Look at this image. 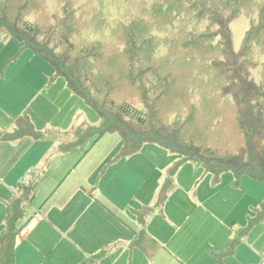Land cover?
Listing matches in <instances>:
<instances>
[{
  "label": "trees",
  "instance_id": "obj_1",
  "mask_svg": "<svg viewBox=\"0 0 264 264\" xmlns=\"http://www.w3.org/2000/svg\"><path fill=\"white\" fill-rule=\"evenodd\" d=\"M112 2L0 0V29L18 45L17 54L29 50L44 60L53 68L55 76L65 79L69 88L100 119V127H87V131L80 133L75 140L61 144L60 151L69 153L93 137L99 139L106 134H119L124 146L120 159L136 155L146 145H155L177 155L181 164L198 163L205 173L215 178L231 172L264 183V117L262 114L256 115L254 111L257 110L251 107L254 102L258 103V99L250 100L246 90L238 91L235 88L238 79L230 82L228 77L229 74L233 75V68L241 73L233 63H228L229 55L239 59L249 49L253 60L256 50L264 47V10H257L258 20L251 21L245 35L240 52L244 53L237 54L233 48L231 25L238 17L240 7L246 4L245 0H233V4L231 0L228 4L221 0H150V4L125 0L127 4L123 13L127 16L124 21L127 27L133 24L132 15L138 14L140 31L136 34L126 30L125 26L112 27L107 23L111 12L117 10ZM146 4L150 6V14L145 11ZM143 14L149 16L142 19ZM36 26L40 29L34 32ZM43 32L50 37L46 38ZM66 46L85 52L76 57L71 65L75 70L86 68L89 80L78 83L79 79L69 66H61V63L58 66L57 62L61 59L58 56ZM192 47L197 51L208 48L221 50L222 56L209 62V66L215 69L214 73L221 77L219 90L212 95L222 96L228 103L227 107L234 110L238 130L234 149L229 144L220 145L218 137L214 136L215 130L210 132L213 128L206 124V115L212 114L215 108L194 110L190 105V91L195 102H200L204 93L208 92L201 82L195 83V89H190V84L181 83L179 71L176 70L181 64L176 50H191L195 54L197 51ZM16 55L7 61L15 60ZM197 56L200 54L197 53ZM224 63L228 64V68H223V72L220 68ZM192 74L193 71L186 67L181 70L186 83ZM132 82L134 87L127 85ZM263 94L258 98L264 105ZM103 96L105 100L100 103L99 98ZM249 114H252L250 124ZM134 116L144 130L131 126L129 121ZM20 121L25 122L27 127H20ZM15 125L12 133H0V142H15L26 137L41 140L46 136L36 131L27 118L16 119ZM243 142L246 144L245 151L240 154ZM36 184L21 187L27 196L31 193L28 201L37 194ZM165 195L160 198V205ZM23 202L13 199L7 205L5 229L0 235V264H16V239L20 232L17 222L23 215ZM135 244L142 245L149 257L160 248L144 233L137 237ZM239 244V239L232 241L225 255L233 254Z\"/></svg>",
  "mask_w": 264,
  "mask_h": 264
},
{
  "label": "rangeland",
  "instance_id": "obj_2",
  "mask_svg": "<svg viewBox=\"0 0 264 264\" xmlns=\"http://www.w3.org/2000/svg\"><path fill=\"white\" fill-rule=\"evenodd\" d=\"M112 1H114L112 3L116 4L117 10L111 12L110 16L107 18V23L112 27L125 26L124 28H126V30H131L134 34L139 32L140 23L138 20L139 18L137 19L138 14L132 15L134 18L133 24L127 27L124 23L125 17L127 16L125 12L123 13L124 6H126L127 3H125V0ZM132 1L137 3L146 1V3L150 4V0ZM221 1L226 4L230 3V0ZM245 1L246 4L240 7L238 17L234 19L231 25L233 48L237 54L242 51L245 35L252 24L251 21L258 20L257 10H264V0ZM231 4H233V0H231ZM118 6L121 8L120 12L118 11ZM145 11L148 14L151 13L150 6L147 4L145 6ZM131 12L133 11L131 10ZM148 14H143L142 19H146L149 16ZM48 26H50V24ZM38 29L40 28L36 26L33 31L36 32ZM43 34L45 35V32H43ZM45 36L46 38L50 37L48 34ZM7 41L15 46H12L9 55V57L12 58L17 54L16 47H18V45L13 42L11 37L7 36ZM192 48L196 49L195 47ZM62 52L63 53H60V56H58L61 58L60 61H58L59 63L57 62L58 66L60 63L61 66L62 64L69 66L70 70L79 79L78 83L85 82L87 79L89 80L88 70L86 68L82 69L85 70L83 73L82 70H75L71 65V62L75 60L76 57L85 54V52L80 50V48L68 46L63 48ZM163 52L164 50L161 51L162 54H164ZM175 53L179 55L181 60V64L176 67V70H178L180 74L179 78H181V83L188 84L187 86L190 84L191 86L189 88L191 89L193 87V89H195V83L201 82L209 92V94L208 92H206V94L204 93V98H202L200 102H195L194 97L191 98L192 92L190 91V105L194 110H198L199 108L212 110L215 108L212 114L208 112L209 114L206 115V117H208V121L206 120L207 126L213 128L210 132L215 130L214 136L218 137L217 141L220 145L229 144L231 149L236 148L238 130L235 125L234 110L232 107H227L228 103L222 96L212 95L219 90L221 77L214 73L215 69L209 66V62L219 59V56H222L221 50L219 48H208L206 50H199L194 54L191 50H185L183 52L178 49ZM197 53L200 54V56H197ZM251 54V50L248 49L247 52L244 53V57L239 59H234L233 55H229L228 63H233L232 65L238 67L241 73H238L236 69L233 68V75L229 74L228 77L230 82L233 79H238V85L235 88L238 91L246 90L250 100L254 99V101H256L258 99V103L254 102V105L251 107L253 110H257L254 111L256 115L262 114L264 117V105L262 104V100L258 98L261 93H264V88H262V84H264V47L256 50V56L253 60ZM22 55L20 52L16 56L19 57ZM18 57L9 62L5 61V63L0 65V86L5 84L6 81L9 86L16 78H27L26 75H13L14 67L18 61H24L23 57H19L20 59H18ZM37 60L41 61V63L49 68V64L42 62L40 58ZM1 62L2 58L0 57V64ZM116 63L117 62H115V64ZM225 63L221 64L220 68L223 72L224 69L228 68V64ZM125 64H127L126 61ZM121 65L123 66V64ZM9 66H11V75H9L7 71ZM183 67H186L189 71H193L187 83L184 82V76L181 75ZM113 72H115V70H113ZM41 84L42 80L37 77L34 85L39 87ZM132 84L133 82L127 85L131 86ZM132 87H134V85H132ZM25 91L26 90L22 91V93L25 94ZM38 91H40V88ZM247 94L245 93V96ZM0 95H2V92H0ZM33 97V93L28 91L27 100L29 104L33 100ZM38 97L39 96H37V98ZM7 99L8 101L12 99L10 107L13 114L21 112L19 115L15 116L17 121L27 118L34 125L36 131L46 135L47 131L45 129V124L40 120L38 123L31 121L28 115L24 113L29 109L28 105L25 102H18L15 100V94L9 89H7ZM99 100L100 103H102L105 97L103 96V98H99ZM45 101L47 102V107L43 108V111L45 116L51 120L52 112L55 110V107H51L49 102L47 100ZM108 101H110L109 98ZM143 107H145L144 104ZM143 107H141V110ZM138 113L141 116L140 112ZM251 116L252 114L248 116L249 124ZM83 117L86 121L85 124L76 125L69 134L64 136L54 134V138H58L59 141H61L60 143L65 144L75 140L80 133H85L87 127H100V119L91 108L85 111ZM16 119L12 124L13 130L16 128ZM129 123L138 130H144L142 126L138 124V119L135 116L130 119ZM19 126L22 128L27 127L23 121H20ZM146 127H150V125ZM22 140L27 141L26 143L28 144L26 145L29 146L18 148L14 154L9 150L7 152L4 151L5 149L0 151V157L6 155L5 158L7 161V175L2 172V167L0 166V235L5 229L4 218L7 205L19 194V186L17 183L12 185V187L9 186L7 181L14 182L19 174H24V177H27L22 179L26 182L34 176L40 178L38 194L35 199L28 201L27 197H30L31 193L27 196L25 190H21L18 196L20 200L24 201L22 204L23 215L17 222V229L20 230L16 239V253L18 251L19 264H78L83 258L81 257L79 261L73 262L75 258H78L76 253L60 250L57 245L59 240L58 232L51 229L46 223H54L58 220H62L68 223L69 226L77 224L79 229L76 233L82 239L80 247L85 249L87 246L94 243V235L88 231L89 228L83 227V224L92 223L94 225L107 221L117 225H128L129 222H133L128 217V214L114 209L112 206L115 204L114 202L118 204L116 206H127L129 213L138 220L141 210L147 206L152 198L154 189L158 186L160 175H162L166 166H168L167 169L171 166L168 159H173L172 162L178 160L177 155L165 149L163 150L159 148V146L148 145L144 146L134 157L120 159L119 156L124 147L121 137L119 134H106L99 139L93 137L87 140L82 145L73 148L71 152L60 156V158H52L51 164L44 168V165H42V167L36 165L34 159L36 157L33 155V149L30 146L37 142L32 138H24ZM257 140L258 137L256 136V141ZM14 143L15 142L7 145L14 148ZM243 144V148L239 151L240 154L245 151L244 148L246 144L245 142H243ZM152 154H155V156ZM161 158H164V160L166 158L165 168H161L159 164ZM1 160H4V156L1 157ZM118 161H120V163ZM112 162L118 163L112 165ZM27 170H31L32 174H27ZM179 174L180 180L176 185L180 190L184 191L187 195L190 192L191 196L196 192V196L204 202V208L216 213V215L225 221L229 227H231L233 223H239L244 219L246 214L245 210H250L251 208L253 210L254 208L264 206V183L258 182L249 176H237L234 175V173L227 172L220 177L219 182L214 183L213 178L208 174H204L201 168L196 169L195 164H190V166H187V164L183 165ZM121 175L126 176L129 182V184H125L123 197L116 198V195L108 190H106L105 194L101 193V185H106L110 190L117 192L118 179ZM32 183H34V181L31 183L29 182L28 185H20V187L25 188ZM219 185L221 186L218 187ZM11 187L14 189V192L7 194L8 189L10 190ZM104 196L109 199V202L105 200ZM109 196H113L114 202ZM18 197L15 199L18 200ZM182 205H191V203L179 197H176L172 203V207ZM225 216H227L226 219ZM100 235V229L98 228L95 231V237H100ZM259 235L260 233H257V239H259ZM258 245H260L258 240H254V243L250 245L251 254L253 256ZM19 252H21L20 255ZM88 263L89 261H82L79 264ZM172 264L176 263L172 261Z\"/></svg>",
  "mask_w": 264,
  "mask_h": 264
},
{
  "label": "crops",
  "instance_id": "obj_3",
  "mask_svg": "<svg viewBox=\"0 0 264 264\" xmlns=\"http://www.w3.org/2000/svg\"><path fill=\"white\" fill-rule=\"evenodd\" d=\"M7 36L3 30H0V57L2 58L0 65L10 58L9 55L12 46H14L7 41ZM16 48L18 49V47ZM21 55L19 57H23L24 61H18L14 67L13 75H26L27 78H16L9 86L7 81L0 86V92H2V95H0V133H12L14 131L12 124L16 119L15 116L21 113L13 114L10 107L12 99L9 101L7 99V89H9L15 94V100L25 102L28 105L29 109L23 112L28 115L31 121L38 123L40 120L45 124L46 136L41 140L33 139L37 143L30 146L33 149V155L36 157L34 158L36 165L38 167L44 165V168H46L51 164L52 158H60V156L67 154L60 151L63 143H60L61 141L54 138L53 135H67L76 125L85 124L86 121L83 119V115L89 107L69 88L65 79L55 76V72L50 65L49 68L46 67L41 61L37 60L39 57L29 50L23 51ZM19 57L18 59H20ZM42 62L45 61L42 60ZM7 71L11 75V66L8 67ZM37 77L42 80L39 87L34 85ZM39 88L40 91H38ZM24 90H26L25 94L22 93ZM28 91H31L34 95L30 104L27 100ZM37 96L39 97L37 98ZM45 100L49 102L51 107H55L51 120L45 116L43 111V108L47 107ZM26 142L22 139L15 141L14 148L7 145L13 144V142H0V151L5 149L4 151L9 150L14 154L18 148L29 146L26 145L28 144ZM152 155L155 156V154ZM2 156H4V160H1ZM2 156L0 157V166L2 172L7 175L6 155ZM131 157H134V155ZM172 160L168 159L171 165L168 168L169 170L167 169L168 166L165 168L166 158L165 160L161 158L159 161L161 168H165L163 173H166L160 175L158 186L154 189L147 206L141 210L138 220L129 213L127 206H116L118 204L113 201V196H109L115 203L112 205L114 209L128 214L133 222H129L128 225H117L107 221L94 225L92 223L83 224V227L89 228L88 231L94 235V243L85 249L80 247L82 239L76 233L79 229L77 224L69 226L68 223L62 220L46 223L47 226L58 232L57 245L60 250L76 253L78 258H75L73 262L79 261L82 257L83 260L79 261L78 264L82 261H89L88 264H172V261L176 264H261V254L264 252V206L253 210L252 208L245 210L244 219L239 223H233L229 227L216 213L204 208V202L196 196V192L192 196L190 192L187 195L176 185L180 180L179 173L183 165L195 164L196 169L201 168L203 170V168L196 162L181 164L179 157L176 162L174 161L175 163ZM118 162L120 163V161ZM118 162H112L111 164L114 165ZM27 171V174H32L31 170ZM204 174L208 173L204 172ZM208 175L213 178L214 183L219 182L222 176L215 178L211 174ZM23 178L27 177H24V174H19L14 182L7 181L9 186L17 183L19 186L18 196L22 190L20 182L23 181ZM33 181L34 183L37 182L38 194L40 178L34 176L28 179V184ZM125 184H129V182L126 176L121 175L118 179L117 192L110 190L106 185H101V193L105 194L108 190L114 193L116 198L123 197ZM12 187L10 190L8 189L7 194L14 192ZM163 195H165V200L160 205L159 201ZM176 197L189 201L191 205L172 207ZM104 198L109 202L107 197L104 196ZM226 218L227 216H225ZM98 228L101 235L95 237V231ZM141 233L154 240L160 247L152 257L147 255L142 245L135 244ZM257 233H260L259 239H257ZM235 239H239L240 244L233 254L226 256L225 253L229 249V244ZM254 240H258L260 245H258L253 256L250 245L254 243ZM100 254V258H97ZM15 255V262L19 264L18 251Z\"/></svg>",
  "mask_w": 264,
  "mask_h": 264
},
{
  "label": "built area",
  "instance_id": "obj_4",
  "mask_svg": "<svg viewBox=\"0 0 264 264\" xmlns=\"http://www.w3.org/2000/svg\"><path fill=\"white\" fill-rule=\"evenodd\" d=\"M26 184H28V181L26 182L23 180L20 182V185H26ZM261 264H264V252H262L261 254Z\"/></svg>",
  "mask_w": 264,
  "mask_h": 264
}]
</instances>
